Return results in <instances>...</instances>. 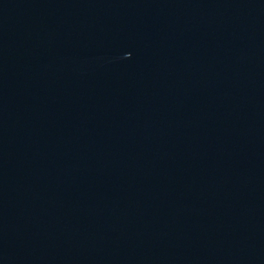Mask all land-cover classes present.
Masks as SVG:
<instances>
[{
	"label": "water",
	"instance_id": "obj_1",
	"mask_svg": "<svg viewBox=\"0 0 264 264\" xmlns=\"http://www.w3.org/2000/svg\"><path fill=\"white\" fill-rule=\"evenodd\" d=\"M0 264H264V0H0Z\"/></svg>",
	"mask_w": 264,
	"mask_h": 264
}]
</instances>
